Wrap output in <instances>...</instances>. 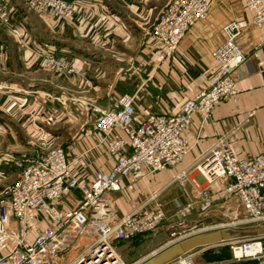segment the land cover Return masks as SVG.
<instances>
[{
	"label": "crops",
	"instance_id": "obj_1",
	"mask_svg": "<svg viewBox=\"0 0 264 264\" xmlns=\"http://www.w3.org/2000/svg\"><path fill=\"white\" fill-rule=\"evenodd\" d=\"M4 1L12 25H0V193L20 176L10 158L35 157L42 129L65 150L77 177L91 181L100 168L110 171L115 158L100 145L93 106L117 109L122 96H133L134 129L149 115L178 114L219 74L214 51L225 40L224 26L243 20L237 44L247 59L243 72L235 74L237 104L223 102L210 115L196 113L183 134L189 147L183 162L155 174L146 169L144 178L126 180L114 198L121 215L141 206L151 209L156 201L168 219L186 218L196 227L212 211L233 203L226 191L231 180L209 182L194 167L221 140L238 158L264 156V47L257 58L252 55L264 37L251 23L247 0H208V18L197 22L168 58L146 34L170 0H67L76 11L64 20L34 14L29 0ZM48 50L80 72L60 77L44 70L40 54ZM184 171L207 189V202L192 184L177 180ZM81 200L80 192H73L60 207L73 209ZM129 203L135 204L133 210Z\"/></svg>",
	"mask_w": 264,
	"mask_h": 264
},
{
	"label": "built area",
	"instance_id": "obj_2",
	"mask_svg": "<svg viewBox=\"0 0 264 264\" xmlns=\"http://www.w3.org/2000/svg\"><path fill=\"white\" fill-rule=\"evenodd\" d=\"M31 6L36 13L62 20L76 11L75 4L67 0H31ZM210 9L208 0H170L151 27L159 55L168 58L177 53L185 35L208 18ZM246 9L252 25L264 37V0H247ZM0 22L12 25L4 0H0ZM245 27L243 20L224 26L225 40L214 51L219 74L186 101L178 114L149 115L134 129L133 96H122L117 109H97V130L106 151L115 158L110 171L100 168L93 180L81 179L73 173L65 150L46 144L42 146L44 154L34 158H10L20 177L3 191L0 200V264H126L117 246L160 228L168 233L166 248L202 232L264 224V156L238 158L223 140L194 169L209 182L231 180L226 191L238 212L229 222L199 230L186 218L168 219L156 201L151 209L141 206L127 215H121L114 202L126 180L144 178L146 169L155 174L183 162L189 151L183 134L196 113L210 115L223 102L237 104L235 74L243 72L247 59L237 38ZM263 47L264 38L254 46L253 57L257 58ZM42 56L52 66L69 64L66 57L51 50ZM189 172L180 173L177 180L192 184L198 198L207 202V189H200ZM73 192H80L82 200L73 209H62L60 202ZM221 247H228L232 253V259L221 264H264V237L212 244L200 251ZM196 256L192 251L167 264H197Z\"/></svg>",
	"mask_w": 264,
	"mask_h": 264
},
{
	"label": "rangeland",
	"instance_id": "obj_3",
	"mask_svg": "<svg viewBox=\"0 0 264 264\" xmlns=\"http://www.w3.org/2000/svg\"><path fill=\"white\" fill-rule=\"evenodd\" d=\"M29 4H30L31 10H32V12H34V14H36L38 16H43V14L36 13L33 10L32 6H31V0H29ZM10 10L11 9L9 8V14H10V18H11ZM44 15H48V14H44ZM155 19H154V21H155ZM57 20H62V19H57ZM152 24H153V22H152ZM152 24H151V27H152ZM0 25L5 26L1 22H0ZM146 35L153 38V36L151 34V28L149 29V31ZM45 52H48V51H45ZM40 55H42V54H40ZM41 59H42V66H43L44 70L52 72L53 74H56L57 76H60V77L73 76V75L80 72L79 69L76 68L69 60H68L69 64L67 66H63V64H57V65L54 64L52 66V65H49L47 63V61H45L43 56L41 57ZM71 68L75 72H70L69 70ZM62 102H63V100H62ZM97 109L104 110L105 108L93 106L92 110L95 113L99 114L97 112ZM99 120H100V114H99L98 121ZM97 124H98V122H97ZM43 144H46L47 146H49L51 148L61 147V146L54 144L53 142L49 141L47 139L46 131L42 129V131H40V135L38 137V140L35 143L36 156H38L42 153L44 154V152L46 151L42 147ZM100 145L106 149L105 144L102 142V138H101ZM32 158H34V157H32ZM11 185H13V183L7 185L1 191L0 200H2V198H3V191ZM154 197L156 198V196H154ZM233 204H234V202L231 205H224V206H221L216 211H212V213H210V216L208 215L209 216L208 219L202 220L201 222H199L197 224L198 229L204 230V229H208L210 227H214V226L222 224V223L229 222L231 220V218H234V216L237 215V212H238V210L236 212H234V209L232 207ZM129 205L132 206V210H133V208L135 207V204L133 205V203H129ZM206 210L207 209L204 208L203 211H206ZM128 213L126 212V214H128ZM162 229L163 228H160L157 232H155L153 234L142 235L138 238H135L133 241H129L126 243L124 242V243L119 244L117 246V251L119 254H121L123 256L122 259L124 260V262L126 264H136L138 262H141L144 259L149 258L154 253H156L159 250H161L162 248H164L167 245L168 239L166 240L167 237L165 236V233L163 231L164 229L163 230ZM151 235H155V236H151ZM145 237H149L148 239L151 242H149ZM139 240H142V241H139ZM133 242H135V243H133ZM200 250L201 249L199 248L195 252L197 254V256L195 258V261L197 264H221L224 262H229L232 259V253L228 247L211 248V249H207L205 251H200Z\"/></svg>",
	"mask_w": 264,
	"mask_h": 264
},
{
	"label": "water",
	"instance_id": "obj_4",
	"mask_svg": "<svg viewBox=\"0 0 264 264\" xmlns=\"http://www.w3.org/2000/svg\"><path fill=\"white\" fill-rule=\"evenodd\" d=\"M264 237V224L239 229H221L202 232L154 253L138 264H167L201 247L222 242Z\"/></svg>",
	"mask_w": 264,
	"mask_h": 264
},
{
	"label": "bare ground",
	"instance_id": "obj_5",
	"mask_svg": "<svg viewBox=\"0 0 264 264\" xmlns=\"http://www.w3.org/2000/svg\"><path fill=\"white\" fill-rule=\"evenodd\" d=\"M233 209H234V212H236L237 210H238V206H237V204H233Z\"/></svg>",
	"mask_w": 264,
	"mask_h": 264
},
{
	"label": "trees",
	"instance_id": "obj_6",
	"mask_svg": "<svg viewBox=\"0 0 264 264\" xmlns=\"http://www.w3.org/2000/svg\"><path fill=\"white\" fill-rule=\"evenodd\" d=\"M246 264H256V263H246Z\"/></svg>",
	"mask_w": 264,
	"mask_h": 264
}]
</instances>
